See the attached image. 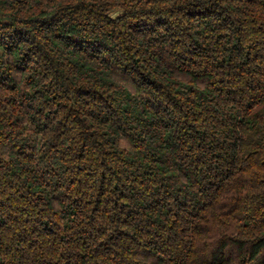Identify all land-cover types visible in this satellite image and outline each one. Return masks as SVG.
<instances>
[{"label":"trees","instance_id":"1","mask_svg":"<svg viewBox=\"0 0 264 264\" xmlns=\"http://www.w3.org/2000/svg\"><path fill=\"white\" fill-rule=\"evenodd\" d=\"M0 264H264V0H0Z\"/></svg>","mask_w":264,"mask_h":264}]
</instances>
